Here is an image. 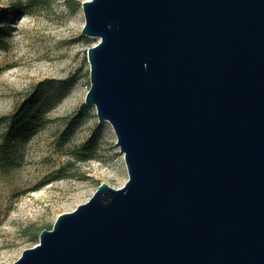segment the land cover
Here are the masks:
<instances>
[{
  "label": "water",
  "instance_id": "obj_1",
  "mask_svg": "<svg viewBox=\"0 0 264 264\" xmlns=\"http://www.w3.org/2000/svg\"><path fill=\"white\" fill-rule=\"evenodd\" d=\"M84 104L128 180L13 264H264V0H89Z\"/></svg>",
  "mask_w": 264,
  "mask_h": 264
},
{
  "label": "rangeland",
  "instance_id": "obj_2",
  "mask_svg": "<svg viewBox=\"0 0 264 264\" xmlns=\"http://www.w3.org/2000/svg\"><path fill=\"white\" fill-rule=\"evenodd\" d=\"M85 1L0 0L3 9L19 5L0 22V134L22 104H37V122L13 150L14 167L0 169V264L17 261L100 184L119 189L128 180L111 125L84 104L86 52L99 42L81 34Z\"/></svg>",
  "mask_w": 264,
  "mask_h": 264
},
{
  "label": "trees",
  "instance_id": "obj_3",
  "mask_svg": "<svg viewBox=\"0 0 264 264\" xmlns=\"http://www.w3.org/2000/svg\"><path fill=\"white\" fill-rule=\"evenodd\" d=\"M19 12V5L12 6L10 10L0 8V22L6 23L14 14ZM4 37V28H0V49H3L2 38ZM37 104L33 101H26L11 115L7 128L0 134V169L14 167L15 153L14 149L20 143L26 142L29 137L32 126L37 122L31 113L36 109Z\"/></svg>",
  "mask_w": 264,
  "mask_h": 264
}]
</instances>
